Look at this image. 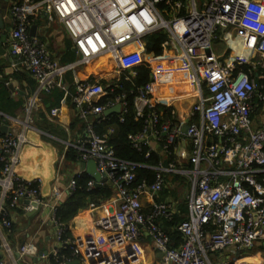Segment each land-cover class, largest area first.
Wrapping results in <instances>:
<instances>
[{
	"label": "built area",
	"instance_id": "2783aa9c",
	"mask_svg": "<svg viewBox=\"0 0 264 264\" xmlns=\"http://www.w3.org/2000/svg\"><path fill=\"white\" fill-rule=\"evenodd\" d=\"M9 1L14 23L11 67L14 72L29 73L37 87L26 101L24 119L0 111V264H7L3 251H11L2 233L13 226L9 208L18 209L22 202H28L26 211L49 208L57 240L69 244L74 256L67 259L58 247L52 253L57 261L61 259L58 264L76 260L80 264H145V243L157 255V260L147 264H264V0H203L201 6L196 0ZM161 4L168 8L161 9ZM39 15L56 17L62 23L73 42L74 62L55 60L31 34L33 19ZM220 29L244 32V45L251 49L248 56L220 60L213 49ZM156 32L167 35L164 51H179L185 57L197 101L184 133L185 126L180 117L177 120L172 103L163 104L151 84L137 89L135 113L143 128L129 139L138 151L147 148V156L156 147L165 155L158 165L146 166L119 158L109 145L108 134L100 135L94 127L95 120L105 119L104 112L118 104L124 121L126 94L99 104L113 87L101 80H76L71 94L65 76L102 58L120 73L136 76L138 68L148 66L147 37ZM5 85L14 87V97L22 93L12 80ZM55 88L64 91L63 100L71 98L80 118L89 124L84 137L71 145L85 168L63 188L54 185L44 198L41 181L24 179L16 166L37 98ZM158 105L171 109V119L163 120ZM181 159H187L190 167ZM90 160L95 161L99 173L107 175L115 199L106 214L93 219L95 237H86L80 244L74 236L63 240L65 229L56 211L62 199L75 190V177L87 172ZM140 167L154 171L152 183L136 184ZM173 174L186 177L189 184L188 216L178 226L183 236L178 247H172L163 224L179 213L177 199L162 198L169 183L167 176ZM95 186L92 178L88 188ZM143 196L149 198L148 205ZM101 205L91 204L88 210ZM33 248L22 245L19 257ZM233 257L237 259L232 261Z\"/></svg>",
	"mask_w": 264,
	"mask_h": 264
},
{
	"label": "crops",
	"instance_id": "0c3cea01",
	"mask_svg": "<svg viewBox=\"0 0 264 264\" xmlns=\"http://www.w3.org/2000/svg\"><path fill=\"white\" fill-rule=\"evenodd\" d=\"M196 2L201 6L203 0H196ZM11 5L12 3L9 0H0V15L3 21V27L0 28V44L3 47V50H1L5 51V53L2 52L3 54L0 53V75L2 76L3 74L7 76L14 74V70L11 67V63L14 60L11 44V31L14 24L10 12ZM31 34L36 36L40 43L49 50L53 58L60 63L68 62L67 59L71 55L76 56L72 40L56 17L51 18L47 15L35 17L31 27ZM153 34L155 33L151 35ZM218 34L214 42L219 43L222 40L226 45V49L222 50L216 47L215 44V53L220 60L225 61L228 57H235L236 55L248 56V52L251 49L249 44L247 46L244 45V32L241 30L220 29ZM145 60L148 64L147 68H150L151 71L149 84H151L153 93L163 104L172 103V107L178 113L177 120L180 117L183 125L186 126L189 123L191 111L197 99L195 97L196 85L185 57L179 51L167 52L164 50L160 56H154L148 51L147 41ZM113 67L114 65L109 64V61L96 60L91 65L81 66L70 72H72L75 85L76 80H104L108 83L113 80L120 81L125 73L121 72V75H119L120 71ZM129 74L132 75L128 72ZM127 78H130V76H127ZM9 80H12L16 86L24 90L22 91L23 97H26V94L33 97L37 82L29 73L19 71L15 76L10 77ZM65 82L67 89L70 90L66 76ZM50 92H41L36 100V107L32 113L31 127L25 131L27 141L20 148L19 163L16 166L17 174L24 179L41 181L42 196L44 198L49 197L54 185L63 188L72 177L85 168V165L79 160L76 163L68 162L66 160V152L70 148L74 149L71 145H74L84 137L86 128L89 125L87 121L80 118L78 108L70 97V100H63L62 98L59 103L53 104L47 99L46 94ZM25 112V109L19 110L16 116L24 119ZM120 113L116 115L120 116ZM108 117L104 115L105 119ZM109 131L108 133H110ZM156 149L162 152L163 159H165L163 151L159 147H156ZM181 161L190 167L187 159H181ZM175 176H179V178L176 179ZM168 181L169 183L164 190L166 195H162V198L173 197L167 193V190H175L180 200H186V191L189 190L188 179L173 174L170 175ZM142 198L144 204L148 205L150 202L149 198L146 196ZM114 199L115 196L113 194L96 210L90 211L91 209H87L69 222L68 226L72 236L76 237L80 244L87 239L86 237H95L96 229L93 225V219L106 214L105 209L113 205ZM27 204L28 202H22L18 209L9 208L13 226L11 231L6 232L3 230L2 233L7 236V243L11 251L4 250L3 257L7 264H51L50 256H53L52 253L56 248L59 247L61 249L63 244L61 245L57 240L55 226L49 221L50 210L47 207H40L37 211H26ZM106 236L111 239L113 235L106 233ZM26 244L33 245L35 250L33 248L24 257H19V248ZM143 249V263L147 264L157 260V255L151 246L145 243ZM41 255H46L47 258L43 259ZM73 258L74 256L72 255L67 259ZM60 261L61 259L57 261V264Z\"/></svg>",
	"mask_w": 264,
	"mask_h": 264
},
{
	"label": "trees",
	"instance_id": "16d2710c",
	"mask_svg": "<svg viewBox=\"0 0 264 264\" xmlns=\"http://www.w3.org/2000/svg\"><path fill=\"white\" fill-rule=\"evenodd\" d=\"M161 9H167L168 7L165 4L160 5ZM167 16V15H166ZM169 17V16H167ZM220 34V33H219ZM218 34V35H219ZM167 35L164 32L155 33L147 37L148 41V51L154 56H160L163 53L162 44L166 41ZM77 56L71 55L67 61L63 63H72L76 60ZM245 70L247 66L243 67ZM19 71H15L12 75H4L0 79V111H3L6 114L11 116H16L19 110L25 109V104L27 99L30 97L29 94H26V97L22 96V93L18 96H13L10 87L5 85V82L9 80L10 77L15 76ZM125 73L120 81H107L102 80V83L106 86L110 85L114 90L109 95L103 97L99 104H105L108 99H114L120 94H126V100L128 103V111L124 116V121L120 120V117L116 114L111 115L107 119L95 120L94 127L98 134L104 135L108 134L109 145L115 150L116 155L119 158L124 160L138 162L146 166H155L158 165L163 154L161 151L155 149V151L150 153V156H147V148H144L143 151H138L135 149L129 139L131 134H136L143 128V121L136 119L134 99L137 93V89L148 85L151 81V71L147 67H140L137 69V75L132 76L128 75V71L122 72ZM130 76V78H127ZM17 78V77H15ZM66 80L69 83L71 94L75 93L76 85L73 81L72 72H69L66 75ZM118 86V87H117ZM21 91H24L21 89ZM48 101H51L53 104H57L64 97V91L60 88L53 89L50 93L46 94ZM67 100H70L68 97ZM156 110L162 114L163 120L171 119V109L166 108L162 105H158ZM174 120V119H172ZM113 129L114 132L109 134L108 130ZM66 160L70 163H76L78 161V156L75 149L70 148L66 152ZM170 178V175L167 176ZM176 179L179 176H175ZM155 178V173L150 168L140 167L137 172L136 184L146 181L147 183H152ZM92 177L84 172L75 177L76 188L75 190L66 195L60 205L57 207L56 217L61 224L65 227L63 240L72 238V233L69 229V222L79 215L81 212L87 210L91 204L101 205L106 202L114 194V188L110 183H105L100 186H95L92 189L88 188V182ZM186 187V185H184ZM172 190H167L171 196L175 197L178 201L180 197L178 193ZM162 195H166L165 191ZM179 213H177L173 220L164 222L165 229L167 230L171 240L173 241L172 247H178L183 242V236L180 230L178 229L179 224L185 220L188 216V207L185 199L179 201ZM61 252L67 258L71 257V249L69 244H63ZM50 262L56 264L57 260L54 256H50ZM263 264V263H257Z\"/></svg>",
	"mask_w": 264,
	"mask_h": 264
},
{
	"label": "water",
	"instance_id": "95a60500",
	"mask_svg": "<svg viewBox=\"0 0 264 264\" xmlns=\"http://www.w3.org/2000/svg\"><path fill=\"white\" fill-rule=\"evenodd\" d=\"M3 27V21H2V17L0 15V28ZM2 45L0 44V53H5V51H2ZM2 49V50H1ZM2 53V54H3ZM11 90L14 88L13 86L10 87ZM120 110H121V105L118 104L116 106H114L113 108H110V109H107L105 112H104V115L105 116H111L112 114H119L120 113ZM187 126H185L183 128V132L186 133L187 131ZM4 130L6 131L7 130V127H4ZM163 165L166 167L167 166V161H164ZM87 173L96 180L97 182V186H100L102 184H105L107 183V175L106 174H101L97 171L96 169V163L94 160H90L88 163H87ZM34 204V203H33ZM34 206H36V204H34ZM69 264H80V261L79 260H76L75 262H72V263H69Z\"/></svg>",
	"mask_w": 264,
	"mask_h": 264
},
{
	"label": "rangeland",
	"instance_id": "374dc122",
	"mask_svg": "<svg viewBox=\"0 0 264 264\" xmlns=\"http://www.w3.org/2000/svg\"><path fill=\"white\" fill-rule=\"evenodd\" d=\"M217 43L218 42H214V44H213V49H214L215 52H216V49H215L216 47H218V48H220L222 50H225L226 49V45L224 44V42L222 40H220V42L218 44ZM215 44H216V47H215ZM113 68L116 69V67H113ZM111 70H113V69H111ZM119 75H121V73H119ZM107 78H108V76H107ZM186 193H188V190L186 191ZM236 259H237V257H233L232 258V261H234Z\"/></svg>",
	"mask_w": 264,
	"mask_h": 264
},
{
	"label": "bare ground",
	"instance_id": "6f19581e",
	"mask_svg": "<svg viewBox=\"0 0 264 264\" xmlns=\"http://www.w3.org/2000/svg\"><path fill=\"white\" fill-rule=\"evenodd\" d=\"M98 61H107L106 59H104V58H102V59H100V60H98Z\"/></svg>",
	"mask_w": 264,
	"mask_h": 264
}]
</instances>
